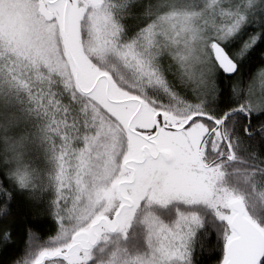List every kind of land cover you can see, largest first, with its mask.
Segmentation results:
<instances>
[{
  "label": "snow or ice",
  "instance_id": "1",
  "mask_svg": "<svg viewBox=\"0 0 264 264\" xmlns=\"http://www.w3.org/2000/svg\"><path fill=\"white\" fill-rule=\"evenodd\" d=\"M256 53L264 0H0L11 264H264Z\"/></svg>",
  "mask_w": 264,
  "mask_h": 264
},
{
  "label": "trees",
  "instance_id": "2",
  "mask_svg": "<svg viewBox=\"0 0 264 264\" xmlns=\"http://www.w3.org/2000/svg\"><path fill=\"white\" fill-rule=\"evenodd\" d=\"M249 30L256 28L257 24L253 23L249 26H246ZM264 63V56H260L258 53L253 54L250 59H247L243 62L241 68V76L244 81L251 76L252 72L255 71L258 64ZM251 83V87H252ZM261 219L264 220V213L260 214ZM21 218H17L13 221V230L14 234L17 237L16 240L12 243L11 247L0 248V264H11V262L17 259L20 255L23 254L24 249V240L26 238V230L24 228L25 221L28 219L23 216V213L20 214ZM52 221L46 218V222L42 225L40 229V238L41 240L45 239L49 235V229L52 226ZM219 248H215L212 252L208 253L205 256L204 264H215L216 259L219 258Z\"/></svg>",
  "mask_w": 264,
  "mask_h": 264
},
{
  "label": "rangeland",
  "instance_id": "3",
  "mask_svg": "<svg viewBox=\"0 0 264 264\" xmlns=\"http://www.w3.org/2000/svg\"><path fill=\"white\" fill-rule=\"evenodd\" d=\"M253 90L259 94L262 89H264V83H262L259 79H256L252 84Z\"/></svg>",
  "mask_w": 264,
  "mask_h": 264
}]
</instances>
